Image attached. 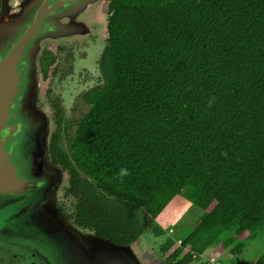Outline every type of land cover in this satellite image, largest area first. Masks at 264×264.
Segmentation results:
<instances>
[{"label": "trees", "instance_id": "1", "mask_svg": "<svg viewBox=\"0 0 264 264\" xmlns=\"http://www.w3.org/2000/svg\"><path fill=\"white\" fill-rule=\"evenodd\" d=\"M107 10L101 83L58 151L80 199L72 218L130 243L180 195L202 213L176 248L164 242L166 261L189 264L216 242L232 257L264 237V0Z\"/></svg>", "mask_w": 264, "mask_h": 264}, {"label": "water", "instance_id": "2", "mask_svg": "<svg viewBox=\"0 0 264 264\" xmlns=\"http://www.w3.org/2000/svg\"><path fill=\"white\" fill-rule=\"evenodd\" d=\"M102 1L0 0V264H132L102 238L84 244L60 212L50 133L32 104L40 43L88 36Z\"/></svg>", "mask_w": 264, "mask_h": 264}, {"label": "flooded vegetation", "instance_id": "3", "mask_svg": "<svg viewBox=\"0 0 264 264\" xmlns=\"http://www.w3.org/2000/svg\"><path fill=\"white\" fill-rule=\"evenodd\" d=\"M99 14H101L100 10L95 13L96 20L91 26L92 34H89L87 36V39H84L82 42H70L60 38V44L59 46H56L55 50L48 46L42 47V45H40L39 50L35 54L37 64L33 67L32 70L36 80L35 97L32 104L34 108L41 111L45 115V124L50 133L47 139L48 146L46 151V162L48 167L51 170L56 171L60 176V180L57 184L60 212L68 221L70 226L75 229V231L78 232L81 237L85 238L86 236H89L92 238H102L116 245L117 248L121 251L119 245L130 248L133 244H135V241H140L143 244L144 233L146 232V230H148V227L150 228V225L152 223H150L147 228L142 229L140 235H138V237L130 243H120L112 241L109 238H104L100 235H97L93 230L77 225L72 218V213L75 209V203H78L80 199H76L69 192L68 185L70 173L66 166V162H61L60 158L62 159V156L58 154L59 149L63 150L65 153H68L66 142V137L68 136L67 133L70 132L72 128H75L80 119H82V117H84L85 114H87V112L89 111V92L99 83H101L102 80V77H98V75L102 70V55L106 45L107 36L105 38L101 37L102 31H106V19L104 20L101 17L99 18L97 16ZM107 16L108 10L106 12V18ZM101 39L103 40V42H105L104 45L101 42ZM102 45L103 49L102 51H100ZM90 46H93L94 49L97 50L94 56L92 50L90 51L92 56H89L88 48ZM59 52L64 54L66 57L65 66L59 64V60H62L59 59L61 58V55L58 54ZM98 52L99 57L94 60V63L96 64L94 67L90 69L82 64V61L84 59L88 57L94 58ZM37 69L39 73H37ZM56 71H58L60 74L56 75ZM96 71H99L100 73L98 72L99 74L95 76L94 74L96 73ZM50 73L54 74V78L57 79V86L54 88L56 94H52V90H49V86L43 93L39 94L38 90H36L38 76H40L41 81L43 78H47ZM65 93L69 94V102H65L64 100V98H66ZM43 98H46V101L44 102L46 105H41ZM66 107H68V109ZM58 129L62 131V134L60 135L59 139L56 140V143L52 145V142L55 141H52V138L55 136ZM50 151L55 152L51 155ZM74 168L77 172H79V175L83 177V179H87L88 181H90V183L93 184L91 179L82 172L80 167ZM79 231H82L84 233H80ZM129 261L131 263L133 262L130 259ZM164 262L171 264L167 262L166 259H164Z\"/></svg>", "mask_w": 264, "mask_h": 264}, {"label": "rangeland", "instance_id": "4", "mask_svg": "<svg viewBox=\"0 0 264 264\" xmlns=\"http://www.w3.org/2000/svg\"><path fill=\"white\" fill-rule=\"evenodd\" d=\"M101 11V14L97 15L99 18L106 19V12H107V0H103L101 3L97 4V7L94 8V12ZM93 16L92 24L96 20V16ZM91 24V26H92ZM89 34H92L90 32ZM107 36L106 31H102V38ZM65 39L67 41L73 42L78 41L82 42L84 39H87V36L79 39H66L62 37H54L51 39H46L40 43L42 47H50L53 50L56 49V46H59V39ZM103 45L105 42L101 39ZM39 45V47H40ZM44 45V46H43ZM103 45L100 48V51L103 49ZM93 51V56L97 52L93 46L88 48L89 56H92L90 51ZM61 55L62 60H59V64L65 66L66 57L62 53H58ZM99 52L94 58H86L82 61V64L87 68H92L96 64L94 60L97 59L99 56ZM36 58V56H35ZM98 61V60H97ZM37 73L38 69L36 70ZM99 71H96L94 74L95 76ZM60 73L56 71V75ZM35 80V77H34ZM37 86L36 90H38L39 94L43 93L46 88L49 86V90H52V94H56L54 88L57 86V79L54 78V74H49L47 78H43L40 81V76L37 79ZM95 82V81H93ZM91 82V83H93ZM36 84V80H35ZM34 97H35V88H34ZM33 97V99H34ZM64 100L65 102H69V94L65 93ZM67 100V101H66ZM46 98H43L41 105H46L44 102ZM33 102V100H32ZM69 107V106H68ZM68 107H66L68 109ZM69 112V110H68ZM202 210L198 207L190 203L188 200L183 198L182 196H175L163 209V211L156 217L150 228L144 233L143 244L140 241H135L130 248L124 247L123 245H119L121 251L126 255L132 262V264H168L164 262V259L168 257L169 253L165 254L164 250V242L169 240H176V239H183V237L189 232L192 231L195 222L201 215ZM80 233H84L79 231ZM159 234H158V233ZM77 234H79L77 232ZM85 240L81 241L86 244L89 243L92 237L86 236ZM181 239V241H182ZM114 241V240H112ZM116 241V240H115ZM87 246V245H85ZM221 244L220 242H216L210 245L201 255L198 260H192L189 264H254L257 258L264 252V237L261 236L260 238H254L251 240L246 246L242 248L239 252L234 254L232 257L227 258L225 257L224 253H221ZM172 249V248H171ZM141 251V252H140ZM150 251V252H149ZM164 251V252H163ZM159 256V257H157ZM210 258H213L211 261Z\"/></svg>", "mask_w": 264, "mask_h": 264}, {"label": "crops", "instance_id": "5", "mask_svg": "<svg viewBox=\"0 0 264 264\" xmlns=\"http://www.w3.org/2000/svg\"><path fill=\"white\" fill-rule=\"evenodd\" d=\"M152 222H153V221H152ZM152 222H151V223H152ZM181 239H182V238H181ZM181 239L178 238V239H176L175 241L173 240L174 243H173L172 246L170 247V251L173 250L174 248H176V247L181 243ZM171 248H172V249H171ZM163 252H164V251H163ZM166 253H167V251H165V254H166Z\"/></svg>", "mask_w": 264, "mask_h": 264}, {"label": "built area", "instance_id": "6", "mask_svg": "<svg viewBox=\"0 0 264 264\" xmlns=\"http://www.w3.org/2000/svg\"><path fill=\"white\" fill-rule=\"evenodd\" d=\"M210 260L212 261V260H213V258H210Z\"/></svg>", "mask_w": 264, "mask_h": 264}]
</instances>
